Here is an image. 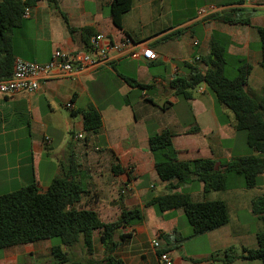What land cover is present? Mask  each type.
Masks as SVG:
<instances>
[{
	"label": "crops",
	"instance_id": "crops-1",
	"mask_svg": "<svg viewBox=\"0 0 264 264\" xmlns=\"http://www.w3.org/2000/svg\"><path fill=\"white\" fill-rule=\"evenodd\" d=\"M110 2L60 0L59 9H54L46 0H39L29 9L23 25L11 34L9 47L16 57L37 63L49 62L54 50L87 52L81 33L84 27L93 28L96 35L103 34L114 41L131 39L146 43L158 58L150 61L112 53L107 62L76 71L71 76L54 75L41 81L35 92L0 94V196L31 183L45 192L60 173L70 146L79 164L77 179L87 186V193L75 207L93 209L103 222L110 223L114 218L120 219L123 210L140 208L145 213L153 208L145 207L144 203L153 197L149 193L156 184L169 192L168 183L162 182L155 170L149 150L151 135L169 130L174 135L178 156L184 161L197 158L229 161L250 155L246 154L249 153L246 135H239L234 127V115L226 107H219L214 96H206L209 88L205 84L197 90L201 98L193 94V99L186 100L175 96L171 82L189 75L187 64L203 67L201 61L209 54L210 40L216 32L230 39L231 56L243 57L251 64L246 89L252 95H259L264 73L260 71L262 51L257 28L264 27V0H245L240 5L236 4L237 0H218V6H211L216 11L206 16L197 8L189 20L173 15L165 25L155 29L149 27L164 9L160 6L164 0H133L131 11L123 16V29L117 28L110 17ZM224 17L246 18L250 24H233ZM68 24L74 29L72 33ZM127 79L152 88L133 87ZM67 104H72V108H67ZM91 107L102 117L98 132L84 131L82 112ZM221 117L226 122H221ZM236 152L239 156H233ZM115 166L121 172L115 174ZM202 187H195L192 195L204 194ZM85 203L91 204L84 207ZM153 210L154 216L166 225L160 223L151 230L144 220L141 225L119 230L132 235L125 242L118 241L120 235L116 236L118 244L113 254L126 264H161L159 249L152 245L154 240L161 248L166 245L161 235H171L170 241L174 244L176 239L192 234L190 224V227L180 225L185 216L182 209L160 215ZM175 230L177 233L173 234ZM199 238L206 240L207 250L197 248L187 254L180 253L172 258L173 264L247 262L241 255L231 262L227 257L225 261L214 257L230 249L235 241L241 243L248 239V229L241 227L238 218L232 225L230 216L227 225L187 240ZM93 240V255H88L82 243L80 254L86 256L85 260H103L108 252L96 232ZM0 264H55L52 242L41 240L4 248L0 250Z\"/></svg>",
	"mask_w": 264,
	"mask_h": 264
},
{
	"label": "trees",
	"instance_id": "trees-1",
	"mask_svg": "<svg viewBox=\"0 0 264 264\" xmlns=\"http://www.w3.org/2000/svg\"><path fill=\"white\" fill-rule=\"evenodd\" d=\"M39 0H1L0 1V80L9 79L13 74L16 54L9 47L11 34L21 27L27 9ZM54 9H59L60 0H46ZM245 0H237L243 4ZM133 0H111L110 17L119 29H123V16L131 11ZM234 9L229 8V11ZM68 23L66 15L61 12ZM218 16V15H217ZM231 20L233 24L249 25V19ZM72 33L74 29L68 24ZM260 38L262 59L260 66L264 72V27L257 28ZM88 48L96 33L93 28L81 29ZM129 36V35H127ZM230 39L221 33H213L209 54L201 61L203 67L187 64L190 73L186 77L172 80L171 87L176 97L193 99L194 90L205 84L215 96L219 107H226L234 115L237 132L245 131L247 145L255 154L227 160L197 158L184 161L178 156L173 144L174 135L169 130L151 135L149 150L155 163V170L162 182L169 185V192L150 197L145 207H153L158 215L182 209L192 227L189 237L170 241L171 235L160 237L166 245L159 248L158 256L178 249L177 244L184 240L203 235L227 225L230 221L229 209L224 201H195L192 192H184L185 186L198 182L203 193L231 189H251L260 185L264 175V85L259 95H252L246 89L252 71L251 64L243 57L228 53ZM129 85L149 90L151 85L140 84L135 79H127ZM153 103V101H150ZM154 104V103H153ZM85 132H98L102 127L101 114L93 107L82 112ZM221 122H226L221 117ZM115 174L121 172L114 167ZM79 164L72 147L65 153V161L60 173L53 178L48 189L42 192L35 183L0 196V250L35 243L41 240L52 242V255L55 264H126L116 257L113 251L118 242L116 231L141 225L144 213L140 208L123 210L117 222L105 223L93 209L76 208L87 193L86 184L78 180ZM252 213L263 223L257 233V247L243 248L240 258L260 261L264 264V196L252 201ZM99 232L100 242L108 255L100 261L74 260L71 252L83 244L88 255L94 253V233ZM175 230L173 234H176ZM131 234H120L119 241L125 242ZM237 257L232 256L230 262Z\"/></svg>",
	"mask_w": 264,
	"mask_h": 264
},
{
	"label": "rangeland",
	"instance_id": "rangeland-1",
	"mask_svg": "<svg viewBox=\"0 0 264 264\" xmlns=\"http://www.w3.org/2000/svg\"><path fill=\"white\" fill-rule=\"evenodd\" d=\"M225 1V0H224ZM218 0H164V4L160 3V6H164V9L158 10L159 16L157 17V21H155L154 24L150 25L149 28L155 29L157 26H163L165 25L169 20L172 18H182L183 21L189 20L193 13L195 14L196 10L199 8L200 11L203 9L210 10L211 6H218ZM198 8V9H197ZM182 10V14H179L178 11ZM178 12V13H177ZM176 13V14H175ZM174 15V17H173ZM154 17V16H153ZM156 18V17H154ZM196 29V27H195ZM198 30L199 27H197ZM183 31H187L186 28H183ZM260 69V68H259ZM262 68H261V70ZM264 73V72H263ZM198 88L194 90V96L197 98H201L202 95L198 93ZM207 95L214 96L212 92L207 89ZM208 97V96H207ZM215 97V96H214ZM217 103V101H216ZM224 107V106H223ZM232 113V112H231ZM239 135H246L245 131L239 132ZM249 151V153L246 154H254V150L250 148L248 145L246 146ZM239 152V151H238ZM236 152L233 156H239V153ZM253 152V153H252ZM238 154V155H237ZM241 154V153H240ZM243 154V153H242ZM245 154V153H244ZM248 156V155H247ZM260 185L251 188V189H231V190H224V191H212L207 194H193V200L195 201H224L229 208V213L232 219V225L236 223V218L239 219V223L243 229H248V239L246 241H240L237 240L235 243H233V246L228 249L227 251H224L222 254H214L215 258L222 257L224 258H231L232 256H240L243 255V247L247 248H254L257 244V240L255 238L256 234L261 232L263 229V223L262 221L256 217L252 213V201L256 199L257 197L264 196V175L260 176ZM198 186V182L193 183L192 185L185 186L183 191L184 192H192L194 191V188ZM168 192V190H163L160 188L158 184H156L155 189L150 190L151 196H158L162 195ZM193 193V192H192ZM91 203H85L83 206L87 207ZM122 204V203H121ZM152 211V212H151ZM154 216V210L153 208L145 210L144 213V220L146 221V225L152 230V228L155 225H158L160 223H163L166 225L160 218H155ZM119 219L116 220V218L113 219V222H117ZM238 224V222H237ZM181 227H190L187 219L185 216L181 219ZM236 225V224H235ZM121 229V228H120ZM119 229V230H120ZM124 229V228H122ZM116 231V236L123 233V231ZM152 233V232H151ZM97 235H99V232H96ZM127 234V233H123ZM117 241V240H116ZM119 241V240H118ZM99 242H97L98 244ZM206 240L204 238H199V240H187L186 242H182L178 249H175L170 256L172 258H176L180 255V253L187 254L189 251L195 250L197 248H201V250H207L206 249ZM103 245V244H102ZM204 247V248H202ZM82 248V245L79 244L71 253L73 257L76 258V260H85L86 256L80 254V250ZM247 262H241L243 264H261L260 261H250L246 260Z\"/></svg>",
	"mask_w": 264,
	"mask_h": 264
},
{
	"label": "built area",
	"instance_id": "built-area-1",
	"mask_svg": "<svg viewBox=\"0 0 264 264\" xmlns=\"http://www.w3.org/2000/svg\"><path fill=\"white\" fill-rule=\"evenodd\" d=\"M213 11L216 9H203L200 14L206 16ZM29 13V9H27L24 17H29ZM112 53L128 54L133 59L144 58L150 61L158 58L157 53L146 43H135L131 39L114 41L108 36L98 34L92 38L90 48L84 53L54 50L50 61L47 63L16 58L12 76L9 79L0 80V94L10 96L18 92H35L38 90L41 81L54 75L71 76L76 71L107 62ZM66 107L71 109L72 104H67ZM79 137L81 136L79 135ZM152 245L155 249L160 248L157 240H154ZM158 258L161 264H173V259L169 253H163Z\"/></svg>",
	"mask_w": 264,
	"mask_h": 264
}]
</instances>
